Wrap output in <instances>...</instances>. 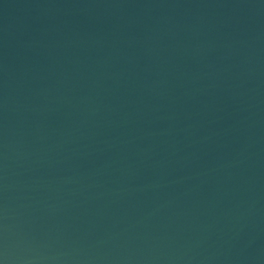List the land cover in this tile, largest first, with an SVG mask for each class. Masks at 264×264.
<instances>
[{"label": "water", "instance_id": "1", "mask_svg": "<svg viewBox=\"0 0 264 264\" xmlns=\"http://www.w3.org/2000/svg\"><path fill=\"white\" fill-rule=\"evenodd\" d=\"M0 264H264V0H43L0 63Z\"/></svg>", "mask_w": 264, "mask_h": 264}]
</instances>
